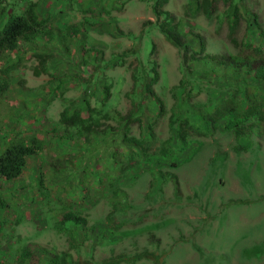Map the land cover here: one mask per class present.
<instances>
[{"label":"rangeland","instance_id":"1","mask_svg":"<svg viewBox=\"0 0 264 264\" xmlns=\"http://www.w3.org/2000/svg\"><path fill=\"white\" fill-rule=\"evenodd\" d=\"M20 1L0 0V5L7 2L17 7ZM29 1L37 3L41 16L49 18V24L59 26L64 18L62 22L76 25L78 33L69 52L56 41L44 45L42 40L24 51L19 48L17 54L22 61L0 105L4 126L11 120L9 125L15 131L28 124L47 131L63 105L81 99L80 82L92 74L89 92L95 97L88 95L90 105L100 100L106 89L113 109L121 114L132 112V118L139 119L140 122L131 125L132 135L144 123H152L154 139L146 154H155L160 143L168 138L167 121L175 105L170 89L181 79L177 70L181 51L170 46L155 28L146 25L148 21L152 24L161 21V18L155 20L151 13V0H109L107 4L98 0ZM195 1L199 3L198 10ZM195 1L167 0L162 9L184 31H189L190 38L194 35L203 38L205 51L236 53L237 49L228 41V25L234 20L232 8L220 0ZM250 15L264 29V0L243 1L240 16L232 23L237 42L249 29L244 19ZM85 16L86 23L82 21ZM148 40L153 44L148 60L154 62L157 71L156 83L150 89L161 103L163 111L159 115L155 114L150 96L141 93L133 101L126 96L134 91L131 72L141 66L131 51L142 49L143 43L149 48ZM82 49L91 52L85 55ZM40 50L51 55L50 76L32 74L36 65L33 53ZM139 57L142 59L141 54ZM143 70L147 71V67ZM216 90L211 84L208 88L201 86L189 101L191 110L218 107L219 100L212 97L218 96ZM173 91L182 97L185 93L181 89ZM197 117L193 120L196 132H189L188 145L181 150L174 147L169 155L177 167L161 169L162 173L175 175V185L166 182L148 189L151 174L147 171L155 167L149 162L125 173L126 183L121 180L117 183L126 196L110 217L111 224L121 223L119 235L110 231L105 237L97 236V227L84 235L83 228L82 231L73 228V236L67 235L58 232L56 222L65 206L85 217L87 226L111 211V196L102 193L95 196L92 191L100 186L92 180L90 189L87 186L90 179L86 184L84 178L97 159L100 163L92 171L107 172L104 167L112 166L110 154L116 147L126 146L120 132L114 129L91 140L87 154L99 158L89 162L81 148L77 150L70 143H63L65 147L61 151L57 145L52 147L45 141L44 149L26 160L20 178L0 182V203H3L0 263L24 264L19 261L26 251L30 253L25 254L26 264H47L51 255L59 253L68 254L66 264H106L117 257L131 261L143 253L145 258L128 264H264V126L260 130L258 125L251 127L250 135L239 139L242 146L238 149L233 135L222 129L220 121L206 125L207 122ZM2 135L0 131V139ZM57 153H64L70 159L67 169L63 167L55 173L53 167L39 165L50 162L49 157ZM81 168L87 170L80 171ZM135 175L137 178L132 181ZM158 182L156 176L155 184ZM87 192L95 198L84 199Z\"/></svg>","mask_w":264,"mask_h":264},{"label":"trees","instance_id":"2","mask_svg":"<svg viewBox=\"0 0 264 264\" xmlns=\"http://www.w3.org/2000/svg\"><path fill=\"white\" fill-rule=\"evenodd\" d=\"M98 1H102L104 4L109 3V0ZM220 1L232 8V15L234 16H232L234 19L232 23H235L238 16H240V8H242L244 0ZM166 2L167 0H151V13L155 20L161 18V21L154 24L148 21L146 25L155 28L170 46L181 51V58L177 67L181 79L175 87L170 89L175 105L170 110V116L167 121L168 138L160 143L155 154H146L154 139L152 123H144V127H139L136 135H132L130 132L132 129L131 125L135 122H140L139 119L132 118V112L128 111L125 114H121L113 109V105L108 101L106 89L100 100L94 101V105H90L88 95L95 97L89 92L92 74L86 75V79L80 82V88L82 87L81 99L72 100L63 105L57 115V119L47 131H40L34 124L26 126L22 124L24 127L15 131L14 127L9 125L11 120L5 125L7 127L4 128V122H2L3 120L0 117V131L3 132L0 139V182L14 181L20 178L26 160L44 149L45 141L47 144L50 143L49 145L52 147L57 145L56 148H60L61 151L65 147L63 143H70L77 150L81 148L82 155L85 154L87 162H89L94 158H99V155H97L98 157L96 155L93 157V155L87 154L89 152L87 144L91 140L114 129L120 132L121 140L126 146L116 147V151L110 154L112 166L104 167L107 172H104L103 169L92 171L96 169L95 166H98L100 159H97L98 161L95 165L93 164L94 166L92 165L89 172H85L87 169L84 168L80 170L87 173V178H84L86 184L87 180L90 179L91 181L87 185L88 187L92 186V180H96L97 185L101 187V190L100 187H97V190L93 189L92 193L95 196L99 193L111 196L109 200L111 211L102 220L87 226L85 217L81 216L78 211H72L65 206L60 219L56 222L58 232L64 231L67 235L73 236V228H78L80 229L79 231H82L83 228L82 235H84L85 231L91 232L93 227L94 229L97 227L99 229L97 236L105 237L109 235L110 231L114 235H119L121 223H118V225L111 224L113 220L111 221L110 217L118 210L119 201L126 199V196L117 183L120 180L126 183L127 180L123 176L125 173L129 174L140 163L149 162L155 167L147 171L151 174L148 176V189H153L156 185L160 187V184L163 185L166 182L175 185V175L173 173H162L161 169L177 167V163L171 160L169 155L173 152L174 147H179L181 150L190 142L189 132H196L194 129L195 122L193 121L195 120V115L202 122H207L206 125H209L211 121H220L222 129L233 135L238 149L242 146L239 143V139L245 135H250L251 127L258 125V130H260L264 126V29L256 18L250 15L248 19H244L249 29L238 42L233 37L235 24L232 25L231 23V25H228V41L237 49L236 53L211 54L205 51L203 38L198 35L190 38L189 31L188 33L184 31L181 25L174 21V17L162 9ZM195 4L198 10L199 3L197 4L196 2ZM13 8L16 10L15 13H13ZM53 14L56 13L54 12ZM63 19H60L61 25L59 26L49 24V18L46 19L41 16L38 5L34 1L22 0L17 7L15 4L9 5L7 2L0 5V105L4 102L7 89L11 85L10 80L14 78L13 73L18 72L17 68L22 61V57L17 54L19 48L24 51L29 45H36L42 40L44 45L56 41L63 46L65 52H69V46L77 36L78 28L68 21L64 24L62 22ZM87 19L88 17L85 16L82 21L86 23ZM4 21L6 22L3 23ZM148 32L149 30H147ZM149 43V48L143 43L142 49L139 47L137 50L131 51L139 66H141L139 68L135 67L131 72L130 78L134 91L130 94L127 93L126 96L130 98V101H133L141 93L150 96L152 98L151 101H153L152 107L156 111L155 114L159 115L163 111L161 103L150 89L156 83L157 71L153 67L154 62L148 60V56L153 50L152 42L150 41ZM82 50L85 55H88L87 53L90 51V49L87 52L85 49ZM139 54L142 55V59H140ZM33 57L36 65L32 67V74L34 76H40L41 74L50 76L49 61L51 55L45 53V50H40L34 52ZM144 66L147 67V71L143 70ZM245 76L248 77L246 80L244 79ZM205 84L208 86H205ZM210 84L217 89L216 94L218 96L214 94L212 97L216 101L219 100L218 103L220 105L213 107L212 110H208L205 106L200 111H192L189 104L192 95L201 86L204 85V87L208 88ZM178 89L185 90L183 97L173 93V90ZM196 106L198 105L195 104V108ZM9 111L12 112L13 108H9ZM0 114L1 116L4 115L2 112ZM111 123H115V126H111ZM78 143L83 147H80ZM64 150L67 151L68 148ZM71 156L73 157V155ZM49 159L50 162L39 163V165L51 166L55 173L60 172L63 167L67 169L66 166L70 163V159H66L64 153L53 154ZM156 176L159 177L160 183L155 184ZM136 178L137 175L132 177V181ZM161 180H165V182H161ZM106 182L109 184H106ZM104 189L106 192H104ZM89 193H85V198L83 193L80 200L83 198H90V200L95 198L90 197ZM0 205L2 206L3 203L1 202ZM102 222L106 224L103 225ZM25 254L29 255L30 253L25 251ZM25 254L23 251L21 254L23 258L20 257L22 261H19V263L25 262L24 264H26L27 255ZM145 254L136 255L131 261L127 258L117 257L114 261L106 264H119L120 262L128 264L139 258H145ZM66 259L67 261L69 259L67 253L54 254L49 257L47 264H66Z\"/></svg>","mask_w":264,"mask_h":264}]
</instances>
